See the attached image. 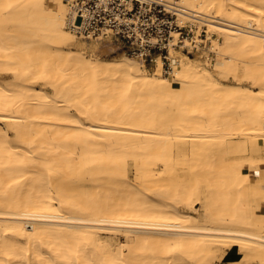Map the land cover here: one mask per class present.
<instances>
[{
  "label": "bare ground",
  "instance_id": "obj_1",
  "mask_svg": "<svg viewBox=\"0 0 264 264\" xmlns=\"http://www.w3.org/2000/svg\"><path fill=\"white\" fill-rule=\"evenodd\" d=\"M50 1L0 0V264H264V0H167L224 36L170 75Z\"/></svg>",
  "mask_w": 264,
  "mask_h": 264
},
{
  "label": "built area",
  "instance_id": "obj_2",
  "mask_svg": "<svg viewBox=\"0 0 264 264\" xmlns=\"http://www.w3.org/2000/svg\"><path fill=\"white\" fill-rule=\"evenodd\" d=\"M68 26L88 40H116L124 52L143 61L169 58L175 29L188 35L197 25L181 23L175 6L167 0H67Z\"/></svg>",
  "mask_w": 264,
  "mask_h": 264
},
{
  "label": "rangeland",
  "instance_id": "obj_3",
  "mask_svg": "<svg viewBox=\"0 0 264 264\" xmlns=\"http://www.w3.org/2000/svg\"><path fill=\"white\" fill-rule=\"evenodd\" d=\"M48 4H53L54 6L56 5L55 2L47 0ZM186 21H189L187 18H185ZM185 21V22H186ZM208 26L205 25L204 23L201 25L200 28H198V25L194 26V30L191 31L188 35L187 32H184V36L182 34H177L178 31H176L177 29H175V31L173 32L172 36H171V41H174L177 38V44H175V53L176 54H188V55H192L194 57H196L198 60L204 62V63H209L212 66L215 65L216 61H217V53L216 51L213 50L212 45H213V37L217 38L219 36H222V34L216 30L213 31V37H208V33H210L211 31L207 30ZM177 36V37H176ZM76 41L77 44L81 47H83L88 53H96L99 49V47H108L110 54L107 55V57H124V56H130L131 58H133L134 60H137L138 62L143 61V59L141 57H136L133 56L129 53L124 52L123 48L121 47L120 43L116 40H103V41H99V40H88V39H84L82 37H78L76 35ZM221 39H224V36L221 37ZM188 40V41H187ZM111 44L115 45V49L112 50V48L110 47ZM180 49V50H179ZM165 53L169 55V58H165L162 57L164 59V69H165V73L167 75L171 74L172 71V60L170 57V52L165 50ZM159 57V56H158ZM157 57V58H158ZM145 65L147 68L150 69V72H153L156 70V67L158 65L157 63V59L154 61H146ZM258 210H262L264 211V208L260 207L258 208ZM237 247V246H236ZM230 248L226 249V254L227 251ZM225 254V256H226ZM224 259L219 260L217 263L218 264H224ZM237 261H242V264H250L252 262L250 261H246L243 256L241 259L239 260H235L232 261L230 264H236ZM258 264V262H255Z\"/></svg>",
  "mask_w": 264,
  "mask_h": 264
},
{
  "label": "crops",
  "instance_id": "obj_4",
  "mask_svg": "<svg viewBox=\"0 0 264 264\" xmlns=\"http://www.w3.org/2000/svg\"><path fill=\"white\" fill-rule=\"evenodd\" d=\"M241 258H242V254L239 252L237 245V247L231 248L227 251V254L223 262L224 264H230L232 261L239 260ZM250 264H257V263L252 262Z\"/></svg>",
  "mask_w": 264,
  "mask_h": 264
}]
</instances>
